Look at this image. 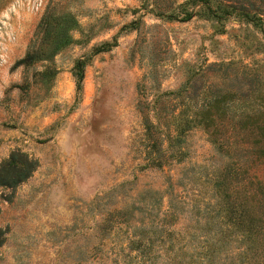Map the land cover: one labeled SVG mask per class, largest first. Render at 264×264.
Listing matches in <instances>:
<instances>
[{
    "label": "rangeland",
    "instance_id": "1",
    "mask_svg": "<svg viewBox=\"0 0 264 264\" xmlns=\"http://www.w3.org/2000/svg\"><path fill=\"white\" fill-rule=\"evenodd\" d=\"M189 5L0 0V161L13 150L38 161L17 185L0 184V264H185L205 236L221 244L217 225L207 231L204 220L225 156L193 127L179 143L186 158L152 163L150 153L178 146L157 116L178 112L203 88L246 90L242 68L264 65V36L238 14L183 19ZM31 50L40 58L12 66ZM147 120L157 124L150 138ZM123 206L130 219L106 225ZM172 210L176 219L165 214ZM161 218L172 239L148 231L155 238L146 252L134 249L129 238L140 234L131 236V224ZM231 244L213 264H229ZM192 264H201L198 255Z\"/></svg>",
    "mask_w": 264,
    "mask_h": 264
},
{
    "label": "trees",
    "instance_id": "2",
    "mask_svg": "<svg viewBox=\"0 0 264 264\" xmlns=\"http://www.w3.org/2000/svg\"><path fill=\"white\" fill-rule=\"evenodd\" d=\"M185 3L190 5L189 9L184 10L183 19L190 18L194 13L210 15L218 20L238 14L258 26L264 36V0H185ZM194 4H198L195 9ZM157 13L162 14L161 10H157ZM172 15L177 14H166L168 17ZM39 58V51L31 50L16 59L12 66L31 63ZM242 71L250 82L246 90L222 86L203 88L201 96L195 92L187 94L189 99L178 112L171 116L166 113L157 116L167 118L165 124L169 127V133L171 129L174 131L167 136L169 143H178V146L176 152L170 154L159 153L158 149L156 154L150 153L152 163L161 165L162 158L168 157H176L177 160L186 158L189 150H183L179 143L181 135L193 127L205 130L209 141L225 156V161L211 178L213 202L204 220L207 231H210V223L217 225L214 234L221 244L205 236L202 250L191 252L185 264H192L196 255L201 264H213L217 251L220 252L230 241L233 244L229 248L233 250H225L223 254L230 257L229 264H264V178L261 172L264 168V65L250 66L249 69L243 67ZM170 107L173 108V104ZM153 127H157V124L151 120L145 122L148 138L153 135ZM151 143V147H157L156 140ZM37 164L36 158L13 150L0 161V184L17 185L31 175ZM128 213L125 206L112 209L106 225H111L110 220L117 218L123 222L130 219L126 216ZM167 213L177 218L176 211ZM163 219L156 222L151 219L149 224L142 219L139 224H131V236L138 232L140 236L130 237V245L144 254L146 250L142 246L148 247L155 238L147 234L148 231L165 230L172 239L175 230L167 227ZM143 237L147 238L146 242ZM171 245L173 247V242ZM176 255L173 262L178 261Z\"/></svg>",
    "mask_w": 264,
    "mask_h": 264
}]
</instances>
